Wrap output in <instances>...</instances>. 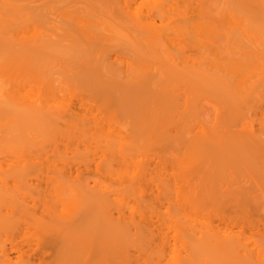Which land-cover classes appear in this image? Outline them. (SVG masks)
I'll use <instances>...</instances> for the list:
<instances>
[{
  "label": "bare ground",
  "instance_id": "bare-ground-1",
  "mask_svg": "<svg viewBox=\"0 0 264 264\" xmlns=\"http://www.w3.org/2000/svg\"><path fill=\"white\" fill-rule=\"evenodd\" d=\"M25 1L0 0V158L6 164L0 165V227L29 195L25 154L45 150L44 141L56 143L61 136L78 141L73 148L71 141L62 143L60 151L63 157L70 153L68 161L76 157V169L91 166L117 186L110 180L106 185L101 179L73 184L55 179L50 192L57 191L65 204L66 228L39 230L38 238L45 240L34 251L38 259L50 253L56 254L55 264H160L163 257L168 264L162 237L167 228L149 234L152 241L161 237L155 248L143 230L153 217L168 225L169 196L177 208L203 211L205 217L229 201H243V212L255 188L262 208L264 0H183L176 10L170 0H157L144 12L105 0H39L28 10ZM167 8L175 15L168 14V24H146ZM47 13L54 15L49 22L43 20ZM72 97L83 114L71 108ZM57 146L48 149L52 156L60 153ZM108 197L116 215L106 210ZM238 217L236 225H256L251 217L249 224ZM125 227L133 232H123ZM175 228H181L176 236L184 251L176 264H198L193 247L207 256L243 250L230 236L205 227L191 248L187 227ZM114 236L138 253H130L134 259L77 257L96 238L114 243ZM251 250L264 260L263 242ZM14 251L21 248L5 249L1 262Z\"/></svg>",
  "mask_w": 264,
  "mask_h": 264
},
{
  "label": "rangeland",
  "instance_id": "rangeland-1",
  "mask_svg": "<svg viewBox=\"0 0 264 264\" xmlns=\"http://www.w3.org/2000/svg\"><path fill=\"white\" fill-rule=\"evenodd\" d=\"M156 1L157 0H145L143 3L139 4L138 1H137V3H134L131 0H105L106 3H111L115 7H119L123 4V5H126V7L131 9V10H135L136 6H140V10H143V12L145 10H147L148 7L152 6L154 4V2H156ZM170 1H169L170 2L169 3L170 8H171V6H172V8H174V6H175V10H176V8L178 7L177 5L180 6L182 4L183 0H175V1L170 0ZM25 2H26L27 9L30 10L33 7L32 5L37 4V2L39 3V0H26ZM62 8H64V7H62ZM27 9H25V10H27ZM61 9H59L60 12H61ZM71 9L72 10L74 9V7L72 8V5L68 10H71ZM169 10H172V9H169ZM169 10L167 8V11H164L163 14L154 13L153 15L150 16V18L148 20L150 23L152 22L153 24L152 23L150 24L149 22H146V24L148 23V25H154L155 27H157L159 25L168 24V14H172V16L174 15L173 14L174 9L172 10V12H170ZM62 11H63V9H62ZM168 11L170 13H168ZM53 16L54 15L51 14V16H50V14L47 13L43 20H45V22H47V21L49 22ZM79 38H81V37L77 36V38H75V39H79ZM70 40H72V39H70ZM79 40H82V39H79ZM74 98L75 97H72L71 98L72 101L70 100L71 101V108L73 107L72 109H74V111L78 112L79 114H83L82 113L83 111L80 110L78 105H77L78 104L77 99L75 100ZM93 114H94V112H93ZM88 115L91 116L92 113L91 114L87 113V118L90 117V116L88 117ZM84 116H86V115H84ZM61 137L64 138L63 136H61ZM62 138H59L60 140H58V138H57V140H56L57 145H59V146H57V148H58L57 150L59 152L60 151L62 152V150H63L62 149L63 148L62 143L64 145L68 144V143H66L67 138H66V140H65V138L62 140ZM72 138L73 137H71V139ZM74 139H76V137H74ZM74 139L70 140V138H69V141H67V142L71 141L68 144V145H71V146H69L71 148H73L72 145H74L75 143L78 142V141L76 142L77 139L76 140H74ZM48 142L49 141H47V142L44 141L41 144L42 146H45V145H47V146L45 148L43 147L45 150L39 151L40 153L39 152L30 153L29 152V154L28 153H27V155L25 154L26 168L28 167V170H29V173H28L29 175L27 176L28 182L26 183L25 187H26V190L28 191V194L30 196L28 195L27 198L20 203L18 209L15 208V210L8 215V217L6 218V224L4 225V227H0V264H55L57 262L56 254L51 255L50 253H47L43 257H40L39 259L34 254V251H36V249L38 247L42 246L41 242L45 240V237H43V235L41 238H38L39 234L41 233L39 231L40 229H42V230L47 229L48 231H54L55 229L56 230L57 229L58 230H64L66 228L65 227L66 224L65 223H64L65 225L63 224V222H65V221H62V219L65 220V217H66L65 204H63V201H61L58 194H56L57 191H54L55 190V186H54L55 179L56 180H58V179L62 180L63 179V181L67 180L68 184H73L74 179H78V180L82 179V182L88 181L89 183H92L91 181H93L94 179H101V180H103V182L106 185H107L106 180H110L112 183H114L112 185L113 186L112 188H115L117 186L116 180L112 181V178L110 179V176H109V179H108V176L106 179L105 175H107V174L105 172L96 171L91 166L88 169L85 168L87 170H85L83 167L76 169V168H78V164H77L78 160L76 159V157H71V159H69V161L65 157L66 155L70 156V153H66L65 155L63 154L64 157L62 156L61 152L58 153V156L56 154H55V156L54 155L52 156L51 155L52 153L50 152L51 147L54 144L56 146V143L55 142L54 143L53 142L48 143ZM48 144H51V145H48ZM61 145H62V147H61ZM67 146H65V147H67ZM42 152H44V153H42ZM46 152L48 155L45 154ZM67 152H70V150ZM262 152H264V150H262ZM39 154H40V156H39ZM37 155H38V157H36ZM27 156H28V158H27ZM48 156H50L49 157L50 159L48 158ZM56 156H57V158H56ZM71 156H73V155H71ZM263 156H264V154H263ZM261 157H262V155H261ZM36 158H40V159L36 160ZM10 159L12 160V159H14V157L10 156L9 160H7L8 163L10 162ZM59 159H62V160H59ZM65 160H66V162L64 163ZM2 161H3L2 158H0V165L6 166V164L3 163ZM42 164H43V166H42ZM48 164H50V166L52 165V167H50ZM46 165H47V168H46ZM114 167H115V164H114ZM53 169L54 170L56 169V171H53ZM40 172L42 173V175L40 174L41 177L38 176ZM56 176H59V177H56ZM242 176L246 177V179H241V181L244 182V184H245L244 180H247L248 177L245 174H242ZM48 177H51L50 180H47ZM52 177L54 178V180L52 179ZM61 177H62V179H61ZM240 178H241V176H240ZM172 180H174L173 171H172V169L168 168V190H170V191H171L170 186H171ZM241 181H240V183L242 184ZM48 182H49V184L50 183H52V184L49 185ZM108 184L111 185L110 182ZM53 186H54V188H53ZM145 187H148V186H145ZM52 188L54 190H52V192H50ZM146 189H149V188H146ZM251 189H253V188H251ZM251 189H250V191H252L254 193L250 192L251 197L248 196V198H247L248 204L246 206V209L242 210L243 212L246 213L244 215L242 214L243 212H241V210H240V207L244 208V203L242 204L243 206H241V203H240L243 201L238 202V204L234 203L233 201H229L228 205H226L225 207L223 205L224 208H222V209L216 208L217 210H214V211H217V212L214 213V211H213L214 215L210 214V216H208L209 215L208 214L204 217V214H203V217H202V213H203L202 210H200V211H202V213L200 212L201 213L200 214V213H198V211L194 212L192 209H190V207H187L184 210L179 209L176 207L174 202L169 199V197H170L169 196L168 197V225L164 224V222H162L161 220H155V218L153 217L154 221L152 219H151L152 221L148 220V221H150L148 226L151 227V222H152V224L154 223L153 229L150 227L148 228L147 226L146 227L144 226V230L143 229L142 230H143V232L145 231L148 235L149 234L151 235L152 233L156 234V232H158L161 229L165 230L167 228L168 234H166L165 237H164V235H165L164 234L162 237L164 239H166L167 243H168L165 245V247H168V264H176L177 260L181 259L183 254H184V251L181 249L182 243H180V241H178V239H177L178 237L176 236V232L178 230H180L181 228L178 229V228H175V226L176 227H178V226L187 227V230H185V229H183V230H185L186 233H188V235L186 234V237H187L186 243H188V245L191 248L196 245L199 232H202V231H204V229L209 228V229H211V231L216 236L217 235H219V236H222V235L230 236L234 240L235 244L239 248L243 249V250H240L238 253H236L237 251L234 250V252H232V254L220 253L218 251H214L213 253H211L207 256L203 251L194 252L195 249H193L194 248L193 247L191 249L192 252L195 254V255L193 254L194 255L193 259L198 264H264V260H262V258H260L259 256H256L257 254L251 250V248L254 247V244L256 242H263L264 243V210H263L264 205L262 206V208H263L262 209L261 205H260L261 202L260 203L258 202L260 199L256 198L258 200V201H256L255 197H253V195L256 196V193H257L255 188L253 190H251ZM149 190H151V189H149ZM14 191L15 190H12V192H14ZM150 193H151V195L155 196L154 190L151 191ZM150 193L148 192V190H146L147 195ZM170 195H171V193H170ZM62 196H64V195H62ZM149 197H150V195L148 196V198ZM11 198H14V197H11ZM32 198H34V199L32 200ZM110 198L109 197L107 198L106 205H105L106 210L108 212H111L113 215H116L117 209L114 206V203ZM150 198H152V196ZM249 199L252 201H250ZM109 200L111 202H109ZM152 200H154V199H152ZM249 201L251 203H249ZM227 202L228 201H225V204H227ZM152 205L154 206V203ZM155 205L158 207L157 209H160L159 205H157L156 202H155ZM235 205H237V206H235ZM156 206L154 207V209H156ZM163 208L164 207L162 205L160 211H163L162 210ZM219 209H220V211L218 212ZM205 212H206V210H204V213ZM211 213H212V211H211ZM228 216L230 217V219ZM238 216L246 217V220H249L252 218L251 222H253V220H254L256 222L255 223L256 225H252V226L250 225L249 227H248V225L243 226V227L236 225L237 218L235 219L236 220L235 224L232 221L234 220V217H238ZM247 217H251V218L247 219ZM225 219L227 221H225ZM240 219H243L242 220L243 222L245 221L244 223L241 221V223H242L241 225L246 223V220L244 218L240 217ZM230 220H231V222H230ZM67 222H68V220H67ZM238 222H240V220ZM249 223H250V220L248 221V224ZM62 224L64 227L62 226ZM231 224H233V225H231ZM60 226H61V228H60ZM101 226L99 227V229L103 230L105 228V226L104 225H103L104 227L102 226L103 229H101ZM189 227L191 229L193 228V230L196 231V234L197 233L198 234L197 235L192 234L190 232L191 229L189 230ZM201 227H203V228L205 227V228L203 229ZM165 231H164V233H165ZM123 232H127L128 234H131L133 231L131 228L125 227ZM180 232H182V230ZM150 235L148 236L149 237L148 241H150L149 239H151ZM160 235H162V234H160ZM113 238L115 240L114 243L111 239L96 238L93 241L94 243H92L93 245H90V247L89 246H86L85 248L81 247V249H80L81 251L79 252L77 257L81 260H84V259L88 260L89 258H90V260H93V259L97 260L98 258H101L104 255H111L114 257L115 261H118V259H121V258L122 259H134L133 255L138 254V253H131L133 251L130 252L127 249V248H129L128 246L127 247L123 246V244H121L123 239H117V238H115V236ZM160 239H161L160 236L156 237L153 241L151 239V241H150V242H152L151 248L157 247L158 243L160 242ZM148 241H144L143 243H146V245H149ZM132 243H133V246H135L134 242L130 243L127 241V245L129 244L130 246H132L131 245ZM142 245H141L142 249L138 246L141 251L144 248V247H142ZM11 246L19 247V248H21V251L11 252L10 253V256H11L10 260L2 263L1 259H2V254H3L4 250L10 248ZM57 246L61 247L62 243L59 242ZM144 246H145V244H144ZM131 248H133V247H131ZM131 248H130V250H131ZM86 250L89 252L87 253ZM136 250L137 249H135V247H134V251H136ZM143 252H144V250H143ZM80 253H82V254H80ZM118 253L121 256L120 258L118 257ZM130 253L133 255H131ZM81 255H84V256H81ZM140 256H137V257H140ZM165 261L166 260L163 257H161L160 264H164Z\"/></svg>",
  "mask_w": 264,
  "mask_h": 264
}]
</instances>
